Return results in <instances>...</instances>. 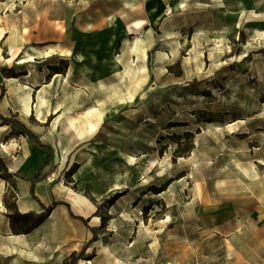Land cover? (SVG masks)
<instances>
[{
  "label": "rangeland",
  "instance_id": "374dc122",
  "mask_svg": "<svg viewBox=\"0 0 264 264\" xmlns=\"http://www.w3.org/2000/svg\"><path fill=\"white\" fill-rule=\"evenodd\" d=\"M125 1L0 0L4 56L1 38H25L0 80L40 82L56 64L75 105L45 127L89 112L100 122L74 144L58 134L42 177L97 206L81 219L99 227L78 264H264V0ZM152 7L158 18L145 16ZM141 18L149 28L134 25ZM19 130L0 118V264H63L71 254L48 234L21 240L33 218L19 213L13 176ZM56 202L70 209L54 196L46 219ZM43 226L58 231L56 220Z\"/></svg>",
  "mask_w": 264,
  "mask_h": 264
},
{
  "label": "crops",
  "instance_id": "0c3cea01",
  "mask_svg": "<svg viewBox=\"0 0 264 264\" xmlns=\"http://www.w3.org/2000/svg\"><path fill=\"white\" fill-rule=\"evenodd\" d=\"M161 1L164 3L174 2L178 4L182 0ZM122 2L128 1L122 0ZM159 12L158 10L157 13V9L152 7L145 16L148 18H158ZM140 20H147V22L143 24L144 30L149 28L148 25L150 22H148L147 18H141ZM161 21L162 19L159 21L158 25ZM48 22L46 20L45 25L51 26ZM133 27L137 28L135 26ZM6 32L7 31L4 33ZM142 36L143 35L140 37ZM1 41L5 49L8 48L10 52L15 51L20 46H24L25 38H20L19 36L16 38V36H14V38H1ZM44 57H50V52L46 51ZM55 66L56 64H52L50 68L42 72L40 82H35L29 78L32 73H10L5 76L3 75L2 80H0V87L5 90L4 92L0 90V105L2 104V107L8 111V113L2 111H0V113L3 116H12L11 114L13 113L15 119L24 123L39 137L42 143L48 144L52 148L51 152L40 148L29 136L20 135L19 138H17L22 157L13 168V176L18 189V201L21 204L19 209L22 213L29 211L39 213L43 210L42 205L48 206L55 196L58 200L69 202L70 209L75 214L85 218L91 217L95 219L98 217L96 215L97 206L91 199L89 202L80 199L77 201L76 198L66 190H58V183L52 184L49 180L42 179L46 172L53 169L52 158L48 163H46V161L50 153L53 157V141L55 138H58V134H60L59 125L58 127L55 126V128L52 125L51 129H47L45 124L48 122V118L51 114L61 116L64 106L69 104L75 105V97L73 96L66 100L64 98L63 87H58L56 85L61 71L55 68ZM22 76L25 77L22 78ZM17 82H21V85L23 84L25 87L23 89L25 91L24 97L19 94V88L12 87V85ZM56 123L55 121L54 124ZM40 171H42L41 176L35 183V195L38 198H35L32 194V181L35 175ZM57 193L61 194V197L57 196ZM70 209L66 204H58L48 217L50 220H56L58 231L53 226L44 227L43 225L46 220H48L46 219L41 225L34 228L29 233H23L21 235V240L29 242L35 237L37 239L43 234H48V240L58 245L64 253L63 258L67 257L72 252L80 250L84 247L85 243L94 236V231L98 233L97 227H99V224L95 223L91 224V227H86L81 219L71 215ZM72 225L77 227L76 231Z\"/></svg>",
  "mask_w": 264,
  "mask_h": 264
},
{
  "label": "bare ground",
  "instance_id": "6f19581e",
  "mask_svg": "<svg viewBox=\"0 0 264 264\" xmlns=\"http://www.w3.org/2000/svg\"><path fill=\"white\" fill-rule=\"evenodd\" d=\"M250 12L254 16H261L260 13L254 10V8L250 9ZM143 21L137 20L134 22V25L137 27L142 26ZM23 46H20L15 51H13V55L11 58H6L2 52L3 48L2 45H0V61L8 60L12 61L15 58L17 59L20 52L22 51ZM19 64H24L27 62L26 58L19 57ZM29 60H33V56L29 58ZM90 113V112H89ZM89 113H80L79 115H69L65 117L62 121H59V127H60V133L67 136L70 143H75L79 140H82L84 138H87L90 135H93L99 125L100 122H93L90 119L91 114ZM13 146H17L16 142L12 143ZM58 145L61 146V140L58 141ZM62 150V156H60V162L62 165L67 161V155L64 152V148ZM76 200H85L87 202L91 201L87 196L77 193L75 195ZM76 202V201H75Z\"/></svg>",
  "mask_w": 264,
  "mask_h": 264
},
{
  "label": "trees",
  "instance_id": "16d2710c",
  "mask_svg": "<svg viewBox=\"0 0 264 264\" xmlns=\"http://www.w3.org/2000/svg\"><path fill=\"white\" fill-rule=\"evenodd\" d=\"M0 118L2 119L3 123H6V124H8V122L10 123L12 121L16 122L20 126V130L18 132L19 135L29 136L30 139L33 140L34 142H36L40 148L46 149V150H48V151L51 152V150H52L51 146H49L48 144L42 143L40 141L39 137L31 129H29L24 123H22L21 121L15 119L13 117L3 116L2 114H0ZM51 156H52V154L50 153L49 156H48V158H47L46 163H48L50 161ZM41 173H42V171L38 172L35 175V177H34V179L32 181V193H33V195H34L35 198H36V195H35V183L40 178ZM57 204H59V203H57V202L56 203H53L54 206H56ZM67 205H69V204H67ZM43 208L45 210L48 209L47 206H43ZM52 208H53V206L51 207V209ZM49 210H50V208H49ZM19 213H20V215L22 217H28V218L31 217V218H33V222L31 224V227L27 231H25L24 233H29L34 228L38 227L40 224H42L45 221V219L47 217V216L44 215V212H39L38 213V212L29 211V212H25V213H22V212H19ZM72 215L75 216V217H77V218L82 219L87 224V221H88L87 218H84L82 216H76L73 213H72ZM95 239H96V236H94L91 239V241L84 246V248L81 250L80 253H76V252L71 253L70 256H68L67 258L64 259L63 264H78L79 259L84 255L85 250L87 249V247H89L90 244Z\"/></svg>",
  "mask_w": 264,
  "mask_h": 264
}]
</instances>
